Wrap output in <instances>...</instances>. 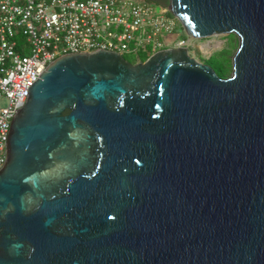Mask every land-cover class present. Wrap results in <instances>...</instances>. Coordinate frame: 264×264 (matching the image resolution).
Here are the masks:
<instances>
[{
	"label": "water",
	"instance_id": "water-1",
	"mask_svg": "<svg viewBox=\"0 0 264 264\" xmlns=\"http://www.w3.org/2000/svg\"><path fill=\"white\" fill-rule=\"evenodd\" d=\"M235 35L220 78L187 48L49 64L0 168V264H264V0H168Z\"/></svg>",
	"mask_w": 264,
	"mask_h": 264
},
{
	"label": "built area",
	"instance_id": "built-area-1",
	"mask_svg": "<svg viewBox=\"0 0 264 264\" xmlns=\"http://www.w3.org/2000/svg\"><path fill=\"white\" fill-rule=\"evenodd\" d=\"M177 24L168 7L157 14L147 0H0V168L12 118L49 64L72 53L109 51L141 62L166 48L188 50L190 39L163 41Z\"/></svg>",
	"mask_w": 264,
	"mask_h": 264
},
{
	"label": "rangeland",
	"instance_id": "rangeland-1",
	"mask_svg": "<svg viewBox=\"0 0 264 264\" xmlns=\"http://www.w3.org/2000/svg\"><path fill=\"white\" fill-rule=\"evenodd\" d=\"M149 1V0H148ZM151 2V1H149ZM155 8L157 14L161 13L164 8H167L164 4L158 2H151ZM230 38H229V37ZM180 38L190 39L191 45L188 47L189 55L194 58L196 61L202 64L208 65V60L211 57H214L216 54L220 52H228V58L232 61V57L234 56L237 47H238V37L235 35H226V36H215L210 37L207 39H194L186 35L184 29L182 28L181 24L178 21L176 31L173 34L166 35L163 38V41L167 47L172 46L176 40ZM131 63H137L138 57L133 56H126ZM140 59V57H139ZM142 59V57H141ZM219 61L221 63H226V55L224 53L218 55ZM214 71L217 73L220 72L221 75H226L228 71L226 68H223L219 71V67L217 65L212 66ZM232 73V69L229 70V73L224 77H230Z\"/></svg>",
	"mask_w": 264,
	"mask_h": 264
},
{
	"label": "trees",
	"instance_id": "trees-1",
	"mask_svg": "<svg viewBox=\"0 0 264 264\" xmlns=\"http://www.w3.org/2000/svg\"><path fill=\"white\" fill-rule=\"evenodd\" d=\"M148 1V0H147ZM149 1H151V2H158V3H161V4H164L166 7L168 6V0H149ZM148 1V2H149ZM229 37V36H228ZM230 38V37H229ZM222 53H224L225 55H226V63H221L222 61H219V59H218V55L219 54H222ZM141 57H142V59H141ZM140 57V59H139V61H141V62H143V61H145L146 59H147V56H145V55H142ZM128 62H130V60H128V58H126V56L124 57ZM131 63V62H130ZM132 64H135V63H132ZM208 66H210L212 69H213V67L212 66H215V65H217L220 69H219V71L220 70H222L223 68H226L228 71L226 72V75L229 73V70L230 69H232V61L231 60H229V58H228V52H226V51H224V52H220V53H218V54H216L214 57H211L209 60H208ZM214 70V69H213ZM220 78H224L226 75H221L220 74V72L219 73H217L216 71H214Z\"/></svg>",
	"mask_w": 264,
	"mask_h": 264
}]
</instances>
